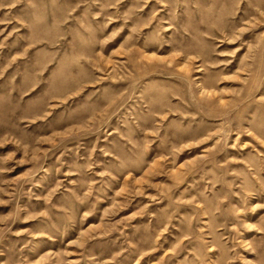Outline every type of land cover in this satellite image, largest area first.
<instances>
[{
  "label": "rangeland",
  "instance_id": "obj_1",
  "mask_svg": "<svg viewBox=\"0 0 264 264\" xmlns=\"http://www.w3.org/2000/svg\"><path fill=\"white\" fill-rule=\"evenodd\" d=\"M0 264H264V0H0Z\"/></svg>",
  "mask_w": 264,
  "mask_h": 264
}]
</instances>
